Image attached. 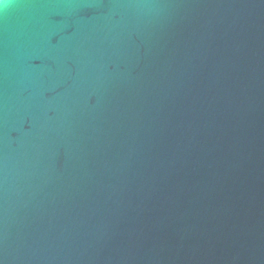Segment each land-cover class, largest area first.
I'll use <instances>...</instances> for the list:
<instances>
[{
    "label": "water",
    "instance_id": "95a60500",
    "mask_svg": "<svg viewBox=\"0 0 264 264\" xmlns=\"http://www.w3.org/2000/svg\"><path fill=\"white\" fill-rule=\"evenodd\" d=\"M0 264H264V0L0 5Z\"/></svg>",
    "mask_w": 264,
    "mask_h": 264
},
{
    "label": "clouds",
    "instance_id": "9594fccd",
    "mask_svg": "<svg viewBox=\"0 0 264 264\" xmlns=\"http://www.w3.org/2000/svg\"><path fill=\"white\" fill-rule=\"evenodd\" d=\"M6 3V0H0V5Z\"/></svg>",
    "mask_w": 264,
    "mask_h": 264
}]
</instances>
